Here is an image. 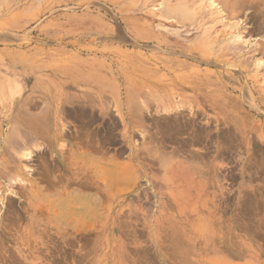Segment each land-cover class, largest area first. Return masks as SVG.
<instances>
[{
	"label": "rangeland",
	"instance_id": "374dc122",
	"mask_svg": "<svg viewBox=\"0 0 264 264\" xmlns=\"http://www.w3.org/2000/svg\"><path fill=\"white\" fill-rule=\"evenodd\" d=\"M224 1L0 0V264H264V0Z\"/></svg>",
	"mask_w": 264,
	"mask_h": 264
},
{
	"label": "crops",
	"instance_id": "0c3cea01",
	"mask_svg": "<svg viewBox=\"0 0 264 264\" xmlns=\"http://www.w3.org/2000/svg\"><path fill=\"white\" fill-rule=\"evenodd\" d=\"M98 83V82H96ZM92 87L95 85H93ZM107 87V86H104ZM100 100V97H98ZM78 104L81 105L84 104L83 97H80V102L76 101ZM89 103V102H87ZM14 132V131H13ZM13 132H10V135H13ZM28 135L31 137L38 136L39 134H36L35 131H28ZM44 145H39L38 150H35L34 146H32L31 153L34 155L33 157H39L40 153L43 149H45ZM63 150L59 149V152L62 153ZM65 158L61 159L59 157V163H60V174L59 175H47L46 173L40 174L36 177H34V181L30 180L28 178V182L33 185L32 193L31 195V204L34 208L38 209L43 206L45 202L49 201H55L59 203V208L63 211L62 215L64 218H70L73 216H77L78 211L81 208V201L83 200L82 195V173L81 169L77 167L74 170V176L67 175L68 174V166H70L67 162V156L68 159L72 162L75 160L74 165L77 166V159H79V154L75 150L74 156L72 154L67 155V151H65ZM70 157V158H69ZM51 159V156L50 158ZM110 164V166H109ZM108 164V170L111 171L112 169H115L117 171L123 170L124 173L122 179H120V176L117 175H110L106 177H99L97 181L98 188L100 192L106 193L107 195H115L119 193H128L130 192L131 183L129 178H126L125 175V169H129L128 162L126 160L119 161L117 163L115 154L111 156V161ZM188 168H191V166H188ZM193 168V167H192ZM69 176V177H68ZM126 178V179H125ZM97 180V179H96ZM69 185V188H68ZM193 186L197 184H191ZM45 191H48V193H45ZM112 199H115L113 197ZM65 226L69 225V222L64 220Z\"/></svg>",
	"mask_w": 264,
	"mask_h": 264
},
{
	"label": "bare ground",
	"instance_id": "6f19581e",
	"mask_svg": "<svg viewBox=\"0 0 264 264\" xmlns=\"http://www.w3.org/2000/svg\"><path fill=\"white\" fill-rule=\"evenodd\" d=\"M213 1H214V0H213ZM226 1H228V0H226ZM226 1L222 2V4L224 3V6H225V2H226ZM210 2H211V1H210ZM210 2H209V3H210ZM215 3H216V2H215ZM162 4H163V3H162ZM213 4H214V3H213ZM219 4H220V3H219ZM231 4H232V3H231ZM210 5H211V3H210ZM226 5H227V2H226ZM222 6H223V5H222ZM232 6H233V5H232ZM232 6H231V7H232ZM213 7H216V6H213ZM213 7H212V8H213ZM217 7H218V6H217ZM212 8H211V9H212ZM235 8H237V6H236ZM169 9H170V8H169ZM216 9H217V8H216ZM220 9H221V8H220ZM179 10H180V9H179ZM165 11H166V10H165ZM169 11H170V10H169ZM175 11H178V10H175ZM215 11H216V10H215ZM232 11H233V9H232ZM232 11H231V13H232ZM173 12H174V11H173ZM180 12H181V11H180ZM180 12H179V13H180ZM188 12H189V11H188ZM234 12H235V11H234ZM185 13H186V12H185ZM214 13H215V12H214ZM217 13H218V11H217ZM224 13H225V12H224ZM224 13H222V14H224ZM171 14H172V13H171ZM189 14H190V13H189ZM222 14H221V15H222ZM162 15H163V14H162ZM179 15H180V14H179ZM229 15H230V14H229ZM177 16H178V15H177ZM190 16H191V15H190ZM230 16H232V15H230ZM178 17H179V16H178ZM180 17H182V16H180ZM182 18H183V17H182ZM215 18H217V17H215ZM179 19H180V18H179ZM184 20H185V17H184ZM222 20H223V19H222ZM225 20H226V19H225ZM220 21H221V20H220ZM221 22L223 23V21H221ZM218 23H220V22H218ZM238 23H239V22H238ZM218 25H219V24H218ZM222 25H223V24H222ZM234 28H235V27H234ZM236 28H237V27H236ZM222 36H223V35H222ZM226 38H227V36H226ZM224 39H225V38H224ZM240 41H241V40H240ZM171 46H172V45H171ZM190 52H191V51H190ZM193 52H196V50L193 51ZM201 52H202V51H201ZM202 53H203V52H202ZM173 54H174V53H173ZM197 55H198V54H197ZM200 55H201V54H200ZM200 55H198V56H200ZM202 56H203V55H202ZM202 56H201V57H202ZM208 56H210V55H208ZM208 56H207V57H208ZM204 57H206V56H204ZM188 58H189V57H188ZM213 58H214V57H213ZM208 59H209V57H208ZM214 59H215V58H214ZM221 60H224V59H221ZM218 61H219V60H218ZM228 61H229V60H228ZM259 61H260V60H259ZM180 62H182V61H180ZM211 62H212V61H211ZM224 62H225V61H224ZM226 62H227V61H226ZM262 62H263V61H262ZM202 63H203V62H202ZM231 63H232V62H231ZM263 64H264V63H263ZM242 70H243V69H242ZM195 71H196V70H195ZM197 71L199 72V70H197ZM193 73H195V72H193ZM236 73H237V72H236ZM182 75H183V74H182ZM195 75H196V74H195ZM241 76H242V75H241ZM196 77H197V75H196ZM189 78L192 79V77H189ZM189 78H187V80H188ZM193 79H195V77H193ZM197 79H198V78H197ZM127 81H128V80H127ZM188 81H189V80H188ZM188 81H187V82H188ZM190 81H191V82H190ZM190 81H189V82L192 83L194 80H193V81L190 80ZM167 82H168V81H167ZM184 82H185V80H184ZM197 82H198V80H197ZM182 83H183V80H182ZM205 83H206V82H205ZM187 84H188V83H187ZM238 84H239V83H238ZM188 85H189V84H188ZM192 85H193V83H192ZM201 85H202V84H201ZM235 86H236V85H235ZM194 87H195V86H194ZM239 87H240V86H239ZM245 87H246V86H245ZM246 88H247V87H246ZM197 89L199 90V88H197ZM241 89H242V88H241ZM244 89H245V88H244ZM191 90H192V89H191ZM229 90H230V89H229ZM248 90H249V88H248ZM248 90H247V92H249ZM193 92H194V91H193ZM218 92H219V91H217V93H218ZM242 92H245V93H246L245 90H243ZM242 92H241V93H242ZM218 94H219V93H218ZM251 94H252V93H251ZM220 95H221V94H220ZM222 95H223V94H222ZM247 95H249V93H248ZM247 95H245V96L247 97ZM224 96H225V94H224ZM224 96H223V97H224ZM219 97H220V96H219ZM243 97H244V96H243ZM213 98H214V97H213ZM249 98H250V97H249ZM217 99H218V96H217ZM220 99H221V98H220ZM240 99H241V97H240ZM244 99H245V98H244ZM246 99H247V98H246ZM250 99H251V98H250ZM223 100H224V99H223ZM228 100H229V99H228ZM241 102H242V101H241ZM213 103H214V102H213ZM225 103H226V102H225ZM233 103H234V102H233ZM245 103H246V102H245ZM219 104H220V103H219ZM239 104H240V103H239ZM243 104H244V102H243ZM219 106H220V105H218V107H219ZM234 106H235V104H234ZM239 106H240V105H239ZM220 107H221V106H220ZM230 107H231V106H230ZM232 107H233V105H232ZM225 108H226V107H225ZM236 108H237V107H236ZM216 109H217V108H216ZM221 109H222V108H221ZM221 109H220V110H221ZM233 110H234V109H233ZM190 111H191V110H190ZM201 111H202V110H201ZM224 111H225V110H224ZM243 113H244V111H243ZM243 113H242V114H243ZM246 113H247V112H246ZM183 114H184V113H183ZM194 114H195V113H194ZM233 114H234V113H233ZM244 114H245V113H244ZM239 119H240V118H239ZM179 120H180V119H179ZM178 122H179V121H178ZM193 122H194V121H193ZM179 123H180V122H179ZM195 127H196V126H195ZM197 128H198V127H197ZM170 129H171V128H170ZM186 129H187V128H186ZM236 129H237V128H236ZM187 131H188V130H187ZM179 132H180V131H179ZM191 132H192V131H191ZM197 132H198V131H197ZM177 134H178V133H177ZM202 134H203V133H202ZM232 134H233V133H232ZM203 135H204V134H203ZM168 137H170V136H168ZM175 137H176V136H175ZM222 138H223V137H222ZM200 142H201V141H200ZM231 146H232V145H231ZM29 155H30V154H27L26 156H29Z\"/></svg>",
	"mask_w": 264,
	"mask_h": 264
}]
</instances>
